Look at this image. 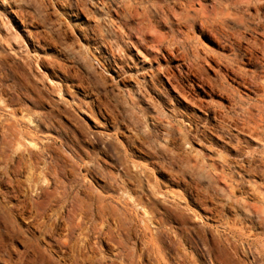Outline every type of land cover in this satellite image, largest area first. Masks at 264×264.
I'll return each mask as SVG.
<instances>
[{
    "label": "rangeland",
    "instance_id": "1",
    "mask_svg": "<svg viewBox=\"0 0 264 264\" xmlns=\"http://www.w3.org/2000/svg\"><path fill=\"white\" fill-rule=\"evenodd\" d=\"M263 29L264 0H0V264H264Z\"/></svg>",
    "mask_w": 264,
    "mask_h": 264
},
{
    "label": "bare ground",
    "instance_id": "2",
    "mask_svg": "<svg viewBox=\"0 0 264 264\" xmlns=\"http://www.w3.org/2000/svg\"><path fill=\"white\" fill-rule=\"evenodd\" d=\"M184 1H185V0H184ZM186 1H189V0H186ZM158 6H159V5H158ZM179 7H180V6H179ZM180 8H181V7H180ZM178 11H180V9H179ZM204 20H205V19H204ZM221 21H222V20H221ZM216 26H217V25H216ZM261 30H262V29H261ZM263 30H264V29H263ZM240 35H241V34H240ZM245 38H246V37H245ZM259 42H260V41H259ZM260 43H261V42H260ZM263 43H264V42H263ZM257 49H258V48H257ZM239 69H240V68H239ZM249 70H250V69H248V71H249ZM257 76H258V75H257ZM260 76H261V75H260ZM255 77H256V76H255ZM257 78H258V77H257ZM242 80H243V79H242ZM242 80H241V81H242ZM255 80H256V79H255ZM258 80H259V79H258ZM253 81H254V80H253ZM244 84H245V82H244ZM243 86H244V85H243ZM254 87H255V86H254ZM257 90H258V89H257ZM263 94H264V93H263ZM248 110H249V109H248ZM259 115H260V114H259ZM249 124H250V123H249ZM242 169H243V168H242ZM243 172H244V171H243ZM67 192H68V191H67ZM98 202H99V201H98ZM101 202H102V201H101ZM101 202H100V203H101ZM83 204H84V203H83ZM99 205H100V204H99ZM102 205H104V204L102 203ZM109 205H110V204H109ZM85 207H86V206H85ZM112 207H113V206H112ZM87 208H89V207H86V209H87ZM101 208H102V206H101ZM99 209H100V208H99ZM110 209H111V208H110ZM82 210H83V209H82ZM106 210H107V209H106ZM101 211H102V210H101ZM103 211H104V209H103ZM115 211H116V210H115ZM117 212H118V211H117ZM103 213H104V212H103ZM103 213H102V214H103ZM100 214H101V213H100ZM118 214H119V213H118ZM91 215H92V214H91ZM101 216H102V215H101ZM101 216H100V217H101ZM114 216H115V215H114ZM124 216H125V214H124ZM103 219H104V218H103ZM120 221H121V220H120ZM160 221H161V220H160ZM71 223H72V222H71ZM161 223H162V222H161ZM223 224H224V223H223ZM93 227L97 228L96 226H93ZM95 228H94V229H95ZM107 229H108V228H107ZM214 229H215V228H214ZM90 230H91V228H90ZM92 230H93V229H92ZM109 230H110V229H109ZM117 230H118V229H117ZM162 230H163V229H162ZM94 231H95V230H94ZM106 231H107V230H106ZM110 232H111V231H110ZM129 232H130V231H129ZM98 235H99V234H98ZM103 235H104V233H103ZM103 235H102V236H103ZM255 235H256V234H255ZM108 236H109V235H108ZM109 238H110V237H109ZM198 238H199V237H198ZM178 240H179V239H178ZM199 240H200V239H199ZM199 240H198V241H199ZM99 241H100V240H99ZM175 243H176V242H175ZM117 244H118V243H117ZM120 244H121V243H120ZM118 245H119V244H118ZM118 245H117V246H118ZM121 245H122V244H121ZM121 245H120V246H121ZM123 245H124V242H123ZM115 246H116V244H115ZM117 246H116V247H117ZM126 246H127V245H126ZM99 247H100V246H99ZM152 247H153V246H152ZM199 247H200V246H199ZM124 248H126V247L124 246ZM208 248H209V247H208ZM148 249H149V248H148ZM128 250H130V248H129ZM131 250H133V249H131ZM104 251H105V250H104ZM119 251L121 252V250H119ZM119 251H118V252H119ZM181 251H183V250H181ZM189 251H190V250H189ZM118 252H117V253H118ZM117 253H116V254H117ZM126 253H127V252H126ZM129 254H130V253H129ZM131 254H133V253H131ZM136 254H137V253H136ZM153 254H154V253H153ZM101 255H102V254H101ZM114 255H115V254H114ZM127 256H128V255H127ZM210 256H211V255H210ZM239 256H240V255H239ZM111 257H112V256H111ZM204 257H205V256H204ZM85 259H86V258H85ZM85 259H84V260H85ZM108 259H109V258H108ZM179 259H180V258H179ZM201 259H202V258H201ZM82 260H83V259H82ZM206 260H208V258H207ZM261 260H262V259H261ZM213 261H214V260H213ZM190 262H191V261H190ZM199 262H200V261H199ZM109 263H110V262H109ZM127 263H128V262H127ZM204 263H205V262H204ZM107 264H108V263H107ZM237 264H238V263H237Z\"/></svg>",
    "mask_w": 264,
    "mask_h": 264
}]
</instances>
